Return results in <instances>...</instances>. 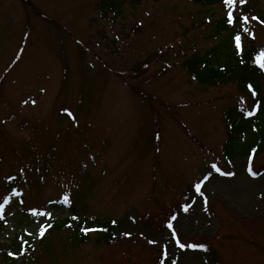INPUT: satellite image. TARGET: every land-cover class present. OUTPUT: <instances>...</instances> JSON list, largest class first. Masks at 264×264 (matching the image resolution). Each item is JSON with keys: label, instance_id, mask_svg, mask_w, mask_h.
I'll use <instances>...</instances> for the list:
<instances>
[{"label": "rangeland", "instance_id": "374dc122", "mask_svg": "<svg viewBox=\"0 0 264 264\" xmlns=\"http://www.w3.org/2000/svg\"><path fill=\"white\" fill-rule=\"evenodd\" d=\"M30 1L45 16H38L32 8H25L20 0H0V73L24 41L19 62L0 84V128L15 135L5 141L10 147L4 153L19 161L11 153L13 147H20L26 162L52 163L54 175L69 179V182L63 181L57 191L76 195L77 203L80 202L79 196H85L86 209H96V195H104L101 206L112 209H101L100 215H113L117 219L126 217L116 231L117 241H123L120 247H128L132 251L148 249V238L149 242L165 245L168 255L163 260L164 264H173V261L175 264H206L204 254L213 251L219 258L217 264L230 262L233 257L223 240L208 244L209 251L205 253L202 250L183 251L173 242L170 229L163 226L161 216L153 218L158 201L173 202L169 196L175 193L165 185L181 190L189 182L194 183L206 168L208 170V163L218 161V149L223 144L225 132L212 122L202 120L199 123L197 111L215 112L224 105H242L233 88L213 89L211 92L210 89L201 90L188 81L180 66L183 58L191 52V46L206 48L223 37L209 39L205 30H194L187 13L196 7L183 0H142L135 7L124 5L114 22L100 20L94 33L84 28L88 23L87 17L92 15L90 0ZM255 8L262 11L264 0L257 1ZM211 12L215 18L224 14L220 7L207 11L206 15ZM94 15L98 16V12L94 11ZM128 33H135L134 37L138 35L140 40L136 41L143 40L149 49L139 68L143 70L147 64L149 67L141 72V78H131V84H141L161 100L183 106H175V111L169 113L161 102H154V116L162 125L161 131L157 129V137H162L171 146L178 143L181 150L163 152L164 157L174 159H168L158 170L162 185L157 186L147 200L130 197L138 207L126 213L113 195L139 196L151 187V167L135 162L140 153L137 144L140 128V139L145 142V147L154 148V117L148 118L142 112V109H151V102H143L139 96L140 106H137L134 94L124 85L119 74L115 75L105 65L90 62L85 55V44L92 39L99 45H91L90 52L100 50L108 61L115 59L121 62L126 54L128 42L124 39ZM262 33L260 30V39ZM145 36L148 37L141 39ZM112 39H115L114 44L107 42ZM29 40L33 42L31 46L28 45ZM163 67L167 68L165 75L160 79L154 78L152 70ZM225 91L233 94L229 95L230 98L218 100L216 96H224ZM68 108L69 111L65 112ZM182 124L188 127L189 133ZM191 131L199 138H193ZM191 139L199 145L194 146ZM98 152H101L98 163L90 162L89 159ZM209 152L210 156H206ZM83 158L88 162L86 171L81 166ZM102 163L114 164L106 168ZM246 163L244 156L222 163L224 172H233L232 176L209 169V177L201 187L203 195H197L191 189L193 205L184 214L179 209L173 226L181 239L185 241L204 230L211 233L212 239L220 232V224L227 227L223 222L226 214V220L238 214L252 220L254 214L261 213L259 205L254 204V198L257 192H264V172L251 177L245 170ZM263 163L264 154L258 155L255 166ZM54 183V180H49L42 188L43 199L57 196L53 191L56 188ZM223 201L227 202L226 206ZM68 213V210H55L56 215ZM95 214L99 216L98 212ZM129 215L136 219L128 218ZM260 235L263 239L264 230ZM73 242L75 244L71 243L66 250L60 246L53 247L51 251L54 254L45 259L46 263L101 264L96 257L83 256L82 247L94 253L103 251L104 246L97 247L92 242L81 245L78 240ZM232 252L235 253V249ZM110 254L119 259V251ZM0 264H4L1 259ZM210 264L215 263L211 261Z\"/></svg>", "mask_w": 264, "mask_h": 264}, {"label": "trees", "instance_id": "16d2710c", "mask_svg": "<svg viewBox=\"0 0 264 264\" xmlns=\"http://www.w3.org/2000/svg\"><path fill=\"white\" fill-rule=\"evenodd\" d=\"M142 0H90L91 2V17H87V25L85 29L94 31L98 30V24L100 20H106L110 23L114 22L117 17L121 15L122 7L129 5L135 7L140 4ZM186 3L196 7V10H191L187 13L190 20V26L196 31L205 30L207 38H218L222 36L221 40H218L211 46L206 48L195 49L191 46V52L186 55L180 63V66L184 70L188 77V81L200 87L201 90H208L210 92L215 89L221 91L225 88H233V93H237V99L241 101L242 105L238 107H228L224 105L218 111H208L203 113L201 109L197 111L199 118L197 121L205 120L219 125L223 132H225L224 144L222 157L224 162L233 158L241 157L244 155L252 156L254 163L257 160L258 155L264 154V69H262L256 60V57L264 52V8L262 11L255 8L256 2L259 0H245L241 3L240 0H234L233 12L237 9L247 11L249 17V23L252 22V17H256L259 21L253 29V33L245 34L241 28V22L237 19L234 25L227 23L228 7L225 5L224 0H183ZM220 7L223 10V16L219 18L214 17V12L206 15L207 11H212L214 8ZM94 11L98 12V16L94 15ZM39 16H45L40 12L36 13ZM243 14V13H241ZM235 17H240L238 14H233ZM180 16V15H179ZM180 18H182L180 16ZM187 26H185L186 28ZM260 30L263 31L261 39H254V33L260 34ZM195 31V32H196ZM237 31H241V35H244L246 39L245 46H242L238 52L236 46L232 44L233 37ZM92 35V34H91ZM134 34L128 33L124 39L129 43L126 56V62L128 64L126 70H116L113 72L115 75L120 74L121 79L128 85L131 86L134 97L137 100V106H140V97L142 96L143 102L149 100L151 102V109L142 112L146 114L148 118L152 115L154 118V102H161L164 107H168L169 103L161 100L157 96L148 92L145 86L131 84L130 79L133 77L141 78L140 74L144 69L148 68L147 64L143 70L139 68V65L147 56L146 52L149 50L145 46L144 41L137 42V37ZM149 36V35H148ZM148 36L142 37L145 39ZM250 36V38H249ZM152 37V35H151ZM211 37V38H210ZM242 37V36H241ZM203 38V36H201ZM140 40V39H139ZM206 40V37L203 38ZM242 37V42H243ZM107 42L114 44L115 39L108 40ZM33 42L29 40L28 45L31 46ZM107 44V43H106ZM257 47H256V45ZM24 41L21 42L17 49V55H21L23 50ZM91 45H99L93 42L92 39H88L85 44V49L91 48ZM193 45V44H192ZM194 46V45H193ZM86 57L93 64L105 65L109 64L115 59L108 61L103 57L101 51L94 54L90 58L85 51ZM117 59V58H116ZM152 65V64H151ZM123 69V68H120ZM167 68H156L152 70V76L160 79L165 75ZM249 85L252 88H249ZM227 91L223 92L224 96H216L219 99L230 98V94ZM255 93V95L253 94ZM209 100H214L210 98ZM199 100H193L192 102H198ZM69 108L65 111L68 112ZM64 112V113H65ZM251 112L252 115H248ZM151 120V119H150ZM182 126L187 129L185 124ZM154 127L156 133L152 134V143L155 148L156 154L159 151V140L157 137L158 122L154 120ZM142 129H139L137 138L139 139L138 145L145 147L143 139L140 141ZM147 150V147H145ZM253 149L256 152L253 153ZM153 153L146 152L145 160L142 165L150 160L149 154ZM152 161L154 158L151 159ZM1 162V159H0ZM160 164L163 165V159L160 158ZM158 162V163H159ZM51 163L44 161L40 165H36V172L45 173L50 169ZM9 172L8 180L5 188L13 186L19 181L21 176L18 175V169L11 167ZM258 168H264V163L259 165ZM45 181L38 179L32 185L33 195L29 194V199L35 201L38 204V208H25L22 213L10 212V216H4V212L0 208V258L8 264H15L19 257L18 249L22 246L23 252L28 256L29 260L35 256L36 252L42 250L41 262L49 256H53L50 246L56 248L57 246L62 247L61 249H69V245L74 243L73 241H80L83 244L92 242L97 247L104 246L103 251L94 252L87 249L82 250L83 256L87 258L89 256L96 257L99 259L101 264H159V260L165 255V249L162 243H149L148 249H139L138 251H132L128 247H120L123 241L118 242L115 238L117 228L125 222V220L112 218L110 216L97 217L95 215L84 216L82 212L86 210L85 203H77L75 200H67L63 197L56 199L49 198L43 199L42 188ZM189 188L181 192L177 197L174 198L173 202L164 201L163 203H157L154 211L153 218L163 220V226L168 223H173L174 220L171 217L175 216V211L185 204L189 205ZM26 196L25 193H23ZM264 192H260L256 196L257 199L262 200L263 205H260V214H254L253 219L249 220L242 217L240 214L228 219V215L223 216V222H226L227 227L220 224V232L215 235L212 239L211 233L207 230L202 231L200 235L193 234L186 238L179 239L180 243L185 244L183 251H187V244L189 243H201L208 246L212 244L214 240L221 239L227 244V250L231 251L232 260L224 264H264V238L263 235L259 236V233L264 230ZM18 199L24 201V196L21 192L17 193ZM62 201V205L70 209L72 216L68 218L50 217L49 212L51 207L47 206L49 202H53V205H57L56 201ZM224 206L227 205L226 201H223ZM1 205V204H0ZM213 205V201H211ZM80 209H79V208ZM177 207V208H176ZM35 210V213L33 212ZM82 210V212H81ZM214 211V210H213ZM47 212L48 215L41 216L39 213ZM177 212V211H176ZM215 212V211H214ZM237 213V212H236ZM216 214V213H215ZM75 217V219H73ZM227 217V218H226ZM42 223V226L46 227L44 235L35 241L33 237L27 236V227L34 225L37 221ZM115 222V223H113ZM82 229H99L97 231H88L85 233ZM124 236V235H123ZM260 237V238H259ZM70 239V240H69ZM6 240L8 242H3ZM27 243H24V241ZM75 244V243H74ZM118 244V246H117ZM47 247L45 250L44 248ZM49 248V250H48ZM199 249V248H197ZM235 249V253L232 250ZM119 251V259H115L110 253ZM12 252L15 257L8 256V253ZM213 255V257H212ZM206 264L210 262L218 263V256L213 251L212 253L204 254ZM137 259V260H134Z\"/></svg>", "mask_w": 264, "mask_h": 264}, {"label": "snow or ice", "instance_id": "6c2138e0", "mask_svg": "<svg viewBox=\"0 0 264 264\" xmlns=\"http://www.w3.org/2000/svg\"><path fill=\"white\" fill-rule=\"evenodd\" d=\"M241 3H244L245 0H240ZM224 3L225 5L228 7V13H227V23L229 25H234L236 22H237V19L242 23V25H246L247 23H249V18L246 17V16H240V17H235L233 15V4H234V0H224ZM257 18L256 17H252V20H256ZM242 31L244 33H247L248 32V29L247 27H242ZM233 40L235 42V45H236V49L237 51L239 52L242 48V37H241V31H237L236 35L233 37ZM256 60L257 62L259 63L260 67L262 69H264V52H261L260 55H258L256 57ZM249 88L251 89L252 86L249 85ZM255 95V93H253ZM248 115H252L251 112L248 113ZM253 153L256 152V149H253L252 150ZM251 161H252V156H249V168H248V172L250 175H252L253 177H255L256 175H258L257 172L253 171L252 170V167H251ZM211 168L214 169L215 171L217 172H221L220 168L217 167V165L213 164L211 165ZM222 175H227V176H232L234 175L233 172H221ZM208 179L207 176H204L201 180H199L198 182H196L193 187H194V191L197 195H203V193L201 192V187H202V184L204 181H206ZM67 199V197L65 198ZM188 207H190L189 205L185 204L184 206V211H187L188 210ZM0 208H3V205H0ZM33 212L35 213V210H33ZM41 216H44V215H48L47 212H43V213H39ZM73 219H75V217H73ZM172 220H175L176 217L173 216L171 217ZM115 223V222H113ZM46 227H50V225L48 226H41L40 228V232H39V235L40 236H43L44 235V232H45V229ZM167 227L169 229H172L173 228V225L171 223H168L167 224ZM99 229H82V231H84L85 233H87L88 231H97ZM31 235V234H29ZM125 235H130L128 233H126ZM172 237L175 238L176 237V232L175 230L172 231L171 233ZM177 245L179 246V248L183 249L185 248V244L183 243H180V241L177 239ZM24 243H27V241L25 240ZM150 243H153V241H150ZM205 245L201 244V243H189L187 244V248L189 249H197V248H200V249H205ZM9 255H13V253H9ZM161 264H163V261L161 262ZM173 264H175V261H173Z\"/></svg>", "mask_w": 264, "mask_h": 264}]
</instances>
